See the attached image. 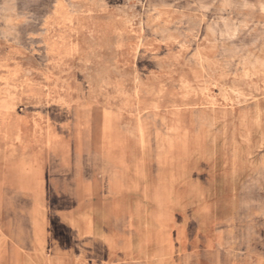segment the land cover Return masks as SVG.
Wrapping results in <instances>:
<instances>
[{
	"label": "rangeland",
	"instance_id": "rangeland-1",
	"mask_svg": "<svg viewBox=\"0 0 264 264\" xmlns=\"http://www.w3.org/2000/svg\"><path fill=\"white\" fill-rule=\"evenodd\" d=\"M263 50L264 0H0V264H264Z\"/></svg>",
	"mask_w": 264,
	"mask_h": 264
},
{
	"label": "bare ground",
	"instance_id": "bare-ground-1",
	"mask_svg": "<svg viewBox=\"0 0 264 264\" xmlns=\"http://www.w3.org/2000/svg\"><path fill=\"white\" fill-rule=\"evenodd\" d=\"M58 1H59V0H58ZM85 1H86V0H85ZM99 1H100V0H99ZM60 2H61V1H60ZM95 2H96V1H95ZM104 2H105V1H104ZM104 2H103V3H104ZM110 2H111V1H110ZM55 3H56V2H55ZM88 3H89V2H88ZM99 3H100V2H99ZM60 4H61V3H60ZM118 4H119V3H118ZM63 5H64V4H63ZM63 5H62V6H63ZM70 5H71V4H70ZM98 5H99V4H98ZM60 6H61V5H60ZM88 6H89V5H88ZM91 6H92V5H91ZM68 7H69V6H68ZM95 7H96V6H95ZM100 7H101V6H100ZM100 7H99V9H100ZM69 8H70V7H69ZM86 8H87V7H86ZM89 8H90V7H89ZM87 9H88V8H87ZM97 9H98V8H97ZM71 10H72V9H71ZM100 10H101V9H100ZM87 11H88V10H87ZM98 11H99V10H98ZM94 12H95V11H94ZM86 13H87V12H86ZM56 14H57V13H56ZM60 15H61V14H60ZM64 15H65V14H64ZM87 15H88V14H87ZM54 16H55V13H54ZM84 16H85V15H84ZM50 17H51V16H50ZM50 17H49V18H50ZM88 17H89V16H88ZM158 17H160V16H158ZM114 19H116V18H114ZM170 19H171V18H170ZM61 20H62V19H61ZM95 20H96V19H95ZM101 20H102V19H101ZM109 20H110V19H109ZM109 20H108V21H109ZM111 20H112V19H111ZM159 20H161V19H159ZM164 20H165V19H164ZM62 21H63V20H62ZM83 21H84V20H83ZM83 21H82V22H83ZM86 21H87V20H86ZM104 21H105V20H104ZM106 21H107V19H106ZM108 21H107V22H108ZM52 22H53V21H52ZM158 22H159V21H158ZM44 23H45V22H44ZM77 23H78V22H77ZM77 23H76V24H77ZM90 23H91V22H90ZM114 23H115V22H114ZM166 23H167V22H166ZM172 23H173V22H172ZM57 24H58V23H57ZM91 24H92V23H91ZM106 24H107V23H106ZM110 24H111V23H110ZM83 25H84V24H83ZM83 25H82V27H84ZM92 25H93V24H92ZM95 25H96V24H95ZM57 26H58V25H57ZM57 26H56V27H57ZM86 26H87V25H86ZM97 26H98V25H97ZM120 26H121V25H120ZM114 27H115V26H114ZM114 27H113V28H114ZM214 27H215V26H214ZM120 28H121V27H120ZM46 29H47V28H46ZM46 29H45V30H46ZM58 29H59V28H58ZM68 29H69V28H68ZM81 29H82V28H81ZM86 29H87V28H86ZM107 29H108V28H107ZM61 30H62V29H61ZM61 30H59V31H61ZM113 30H114V29H113ZM115 30H116V29H115ZM117 30H118V29H117ZM120 30H121V29H120ZM181 30H182V29H181ZM46 31H47V30H46ZM62 31H63V30H62ZM62 31H61V33H63ZM82 31H83V30H82ZM88 31H89V30H88ZM94 31H96V30H94ZM182 31H183V30H182ZM44 32H45V31H44ZM155 32H156V31H155ZM183 32H184V31H183ZM215 32H216V31H215ZM56 33H58V32H56ZM65 33H66V32H65ZM65 33H64V34H65ZM79 33H80V32H79ZM85 33H86V32H85ZM109 33H110V32H109ZM59 34H60V33H58V35H59ZM88 34H89V33H88ZM103 34H104V33H103ZM105 34H106V32H105ZM111 34H113V33H111ZM140 34H141V32H140ZM155 34H156V33H155ZM192 34H193V33H192ZM192 34H191V36H192ZM115 35H116V34H115ZM193 35H194V34H193ZM74 36H75V35H74ZM83 36H84V34H83ZM139 36H140V35H139ZM156 36H157V34H156ZM191 36H190V37H191ZM195 36H196V35H195ZM67 37H68V36H67ZM67 37H66V38H67ZM75 37H76V36H75ZM130 37H131V36H130ZM126 38H127V36H126ZM126 38H125V39H126ZM135 38H136V37H135ZM137 38H138V37H137ZM137 38H136V39H137ZM139 38L141 39V37H139ZM139 38H138V39H139ZM148 38H150V37H148ZM122 39H123V38H122ZM125 39H124V40H125ZM129 39H131V38H129ZM136 39H134V40H136ZM157 39H158V38H157ZM179 39H180V38H179ZM192 39H193V36H192ZM192 39H191V40H192ZM42 40H43V39H42ZM132 40H133V39H132ZM146 40H147V39H146ZM160 40H161V39H160ZM176 40H177V39H176ZM183 40H184V39H183ZM186 40H187V39H186ZM120 41H121V40H120ZM76 42H77V41H76ZM76 42H75V44H76ZM122 42H123V41H122ZM144 42H146V41H144ZM152 42H153V41H152ZM152 42H151V43H152ZM158 42H159V41H158ZM70 43H71V42H70ZM156 43H157V42H156ZM45 45H46V44H45ZM57 45H58V44H57ZM71 45H72V44H71ZM155 45H156V44H155ZM158 45H160V44H158ZM46 46H47V45H46ZM53 46H54V45H53ZM118 46H119V45H118ZM126 46H127V45H126ZM142 46H143V45H142ZM147 46H148V42H147ZM160 46H161V45H160ZM12 47H13V46H12ZM16 47H17V46H16ZM18 47H19V46H18ZM49 47H50V46H49ZM86 47H87V45H86ZM86 47H85V48H86ZM116 47H117V46H116ZM123 47H124V46H123ZM130 47H131V46H130ZM149 47H150V46H149ZM151 47H152V46H151ZM124 48H125V47H124ZM131 48H132V47H131ZM131 48H130V50H131ZM133 48H134V47H133ZM133 48H132V49H133ZM141 48H142V47H141ZM158 48H160V47H158ZM166 48H167V47H166ZM20 49H21V48H20ZM48 49H49V48H48ZM120 49H121V46H120ZM135 49H136V48H135ZM156 49H157V48H156ZM261 49H262V48H261ZM23 50H25V49H23ZM41 50H42V49H41ZM7 51H8V50H7ZM44 51H45V50H44ZM47 51H48V50H47ZM126 51H127V50H126ZM133 51H134V50H133ZM154 51H155V50H154ZM261 51H262V50H261ZM263 51H264V50H263ZM5 52H6V51H5ZM11 52H12V51H11ZM159 52H160V51H159ZM198 52H199V51H198ZM71 53H72V52H71ZM132 53H133V52H132ZM150 53H151V52H150ZM7 55H8V54L6 53L5 56H7ZM17 55H18V54H17ZM46 55H47V54H46ZM129 55H130V54H129ZM0 56H1V55H0ZM167 56H168V55H167ZM15 57H16V56H15ZM59 57H60V56H59ZM59 57H58V59H59ZM55 58H56V57H55ZM2 59H3V58H2ZM17 59H18V58H17ZM17 59H16V60H17ZM77 59H78V58H77ZM77 59H76V60H77ZM5 60H6V59H5ZM13 60H14V59H13ZM51 60H52V57H51ZM56 60H57V59H56ZM80 60H82V59H80ZM21 61H22V60H21ZM70 61H71V60H70ZM14 62H15V61H14ZM66 63H67V62H66ZM68 63H69V61H68ZM72 63H73V62H72ZM2 64H3V63H2ZM17 64H18V63H17ZM56 64H57V63H56ZM13 65H16V63L13 64ZM72 65H73V64H72ZM72 65H71V66H72ZM19 66H20V65H19ZM65 66H66V64H65ZM15 67H16V66H15ZM24 67H25V66H24ZM50 67H51V66H50ZM52 67H53V65H52ZM62 67H63V66H62ZM27 68H28V67H27ZM23 69H24V68H23ZM30 69H31V68H30ZM51 69H52V68H51ZM54 69H55V68H54ZM35 70H36V69H35ZM2 71H3V70H2ZM23 71H24V70H23ZM26 71H28V69H27ZM31 71H32V70H31ZM251 72H252V71H251ZM55 73H56V72H55ZM55 73H54V74H55ZM58 73H59V72H58ZM2 74H3V73H2ZM2 74H1V75H2ZM5 74H6V73H5ZM35 74H36V73H35ZM54 74H53V75H54ZM14 75H15L14 72H8L6 78L11 80V79H13V76H14ZM39 75H40V74H39ZM42 75H43V74H42ZM56 75H57V74H56ZM58 76H59V75H58ZM0 77H1V76H0ZM24 77H25V76H24ZM24 77H23V78H24ZM26 77H28V76H26ZM37 77H38V76H37ZM42 77H43V76H42ZM1 78H2V77H1ZM1 78H0V79H1ZM56 78H57V77H56ZM250 78H251V77H250ZM250 78H249V79H250ZM7 79H6V80H7ZM47 79H48V78H47ZM246 79H247V78H246ZM24 80H25V79H24ZM51 80H52V79H51ZM15 81H16V80H15ZM35 81H36V79H35ZM44 81H45V80H44ZM52 81H53V80H52ZM246 81H247V80H246ZM12 82H14V81H12ZM19 82H20V81H19ZM37 82H39V81H37ZM50 82H51V81H50ZM56 82H57V81H56ZM119 82H120V81H119ZM3 83H4V82H3ZM54 83H55V82H54ZM121 83H122V82H121ZM17 84H18V83H17ZM38 84H39V83H38ZM116 84H117V83H116ZM125 84H126V81H125ZM125 84H124V86H125ZM34 85H35V84H34ZM119 85H120V84H119ZM119 85H118V86H119ZM121 85H122V84H121ZM21 86H22V85H21ZM35 86H36V85H35ZM39 86H40V85H39ZM56 86H57V85H56ZM56 86H55V88H56ZM122 86H123V85H122ZM116 87H117V86H116ZM51 88H52V87H51ZM52 89H53V88H52ZM116 89H117V88H116ZM120 89H121V88H120ZM126 89H127V88H126ZM44 90H45V88H44ZM56 90H57V89H56ZM122 90H124V89H122ZM238 90L240 91V89H238ZM20 91H21V90H20ZM22 91H23V90H22ZM57 91H58V90H57ZM120 91H121V90H120ZM125 91H127V90H125ZM236 91H237V90H236ZM241 91H242V90H241ZM25 92H26V90H25ZM45 92H46V91H45ZM19 93H20V92H19ZM46 93H47V92H46ZM57 93H58V92H57ZM126 93H127V92H126ZM130 93H131V92H130ZM130 93H129V94H130ZM238 94H239V93H238ZM242 94H243V93H242ZM24 95H25V94H24ZM45 95H46V94H45ZM47 95H48V94H47ZM56 95H57V94H56ZM239 95H240V94H239ZM16 96H17V95H16ZM21 96H22V95H21ZM61 96H62V95H61ZM118 96H119V95H118ZM118 96H117V98H118ZM1 97H2V96H1ZM134 97H135V96H134ZM134 97H133V98H134ZM46 98H47V97H46ZM60 98H61V97H60ZM119 98H120V96H119ZM121 98H122V97H121ZM44 101H46V100L44 99ZM130 101H131V100H130ZM137 101H138V100H137ZM26 102H27V101H26ZM118 102H119V101H118ZM121 102L124 103L123 101H121ZM27 103H28V102H27ZM27 103H26V104H27ZM122 103H121V104H122ZM31 104H32V103H31ZM121 104H120V105H121ZM126 104H128V103H126ZM89 105H90V104H89ZM141 105H142V103H141ZM27 106H28V105H27ZM29 106H30V105H29ZM34 106H35V104H34ZM127 107H128V106H127ZM136 107H137V106H136ZM31 108H32V105H31ZM14 109H15V108H14ZM41 109H42V108H41ZM258 109H259V108H258ZM9 110H10V109H9ZM4 111H5V110H4ZM1 112H2V111H1ZM5 112H8V111H5ZM13 112H14V111H13ZM15 112H16V111H15ZM15 112H14V113H15ZM8 113H10V112H8ZM36 113H37V112H36ZM5 114H6V113H5ZM15 114H16V113H15ZM39 114H40V113H39ZM1 115H2V113H1ZM259 115H260V113H259ZM259 115H257V116H259ZM16 116H17V115H16ZM30 116H32V115H30ZM19 117H21V115H20ZM32 117H33V116H32ZM259 117H260V116H259ZM249 118H250V117H249ZM35 119H36V118H35ZM35 119H34V120H35ZM42 119H43V118H42ZM260 119H261V118H260ZM247 121H248V120H247ZM251 121H252V120H251ZM6 123H7V122H6ZM33 123H34V122H33ZM247 123H248V122H247ZM0 124H1V123H0ZM4 125H5V123H4ZM38 126H39V125H38ZM11 128H12V127H11ZM13 128H14V127H13ZM35 128H36V127H35ZM41 131H42V130H41ZM41 131H40V132H41ZM1 133H2V132H1ZM47 133H48V132H47ZM51 133H52V132H51ZM45 134H46V133H45ZM5 135H7V134H5ZM38 135H39V134H38ZM48 135H49V134H48ZM50 135H51V134H50ZM52 136H53V135H52ZM39 137H40V136H39ZM48 138H49V136H48ZM48 138H47V139H48ZM53 138H54V137H53ZM56 138H59V137H56ZM15 139H16V138H15ZM5 140H6V139H4V141H5ZM11 141H12V140H11ZM17 141H18V140H17ZM22 141H23V140H22ZM2 142H3V140H2ZM47 142H50V141L48 140ZM18 143H19V142H18ZM6 146H7V145H6ZM25 150H26V149H25ZM25 150H24V151H25ZM103 217H104V216H103ZM103 217H102V218H103ZM87 218H88V217H86V219H87ZM80 219H81V218H80ZM82 220H83V219H82ZM84 221H85V219H84ZM89 221H90V220H89ZM83 223H84V222H83ZM84 224H85V223H84ZM95 226H96V225H95ZM97 228H98V227H97ZM94 230H95V229H94ZM97 230H98V229H97ZM101 230H102V229H100V231H101ZM98 231H99V230H98ZM102 231H103V230H102ZM84 233H85V232H84ZM86 233H87V232H86ZM103 233H104V232H103ZM94 235H95V233H94ZM99 235H100V232H99ZM99 235L97 234V236H99ZM35 257H36V256H35ZM36 259H37V257H36ZM15 261H16V260H15ZM38 261H39V260H38Z\"/></svg>",
	"mask_w": 264,
	"mask_h": 264
}]
</instances>
